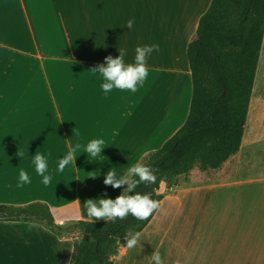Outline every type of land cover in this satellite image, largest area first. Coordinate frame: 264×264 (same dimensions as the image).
Here are the masks:
<instances>
[{"label": "crops", "instance_id": "1", "mask_svg": "<svg viewBox=\"0 0 264 264\" xmlns=\"http://www.w3.org/2000/svg\"><path fill=\"white\" fill-rule=\"evenodd\" d=\"M141 5L133 0L98 3L92 28V53L60 58L59 65L50 75V87L47 85L48 99L0 97V106L8 105V101L19 102L26 112L28 107L44 109L38 105L46 103L49 108L48 113L39 111L22 119L14 112L0 115V130L12 138L13 152L28 154L19 162L12 163V194L11 197L0 198V204L44 202L54 223L60 227L59 233H54L40 221L0 219V264H69L73 243L78 236L64 233L63 228L71 224L79 234L74 223L89 221L84 200L115 199L123 190L103 183L107 170L115 169L118 176L124 174L131 165L160 148L185 120L191 97L186 48L194 39L198 19L207 6L200 15L193 13L191 17L186 13L172 25L175 26L172 34L175 35L176 31L184 34L185 43L169 50L161 46L158 52L153 51L147 58L149 72L156 74L149 73L143 86L150 84L160 89L158 98L163 103L156 105V110L128 112L132 99L128 90L114 88L104 93L102 77L90 71L98 64H104L106 56H118L120 49L127 52L125 62H133L135 48L149 43V36H146L142 25L138 24L139 29L135 31V27L128 29L126 26L128 20L134 22L140 17L136 13L141 15ZM20 8L21 0H0V72L11 67V60L18 58L19 62L21 58L20 37L13 34L9 43L5 41L6 9L8 12L12 10L14 20ZM126 9L130 18L124 13ZM91 79L93 99L83 101L87 107L82 114L75 115L73 95L76 90L71 87L79 82V92L86 98ZM135 97L142 100L140 92ZM35 101L43 103L29 105ZM92 139L105 141L100 156L95 159L83 153ZM52 140L60 142L56 159L46 155L52 152L50 146L41 148ZM245 141L244 129L238 151L220 167L201 170L198 166L194 169L195 166L188 172L187 185L173 186L179 190L162 195L159 207L138 232L140 243L131 249L126 245L120 246L112 257V264H154L151 259L154 252H159L163 264H264V140L251 146H244ZM77 143L81 149L76 152L74 166L68 165L63 172L57 171L59 159ZM37 152L43 154L48 162L47 174L52 176L48 186L42 183V177L36 173L32 163ZM21 168L28 173L31 182L18 187ZM95 169L98 171L94 172ZM186 209L187 232L181 231V223H175ZM31 221L39 227L29 231L27 223ZM154 236L157 237V245L149 254V238Z\"/></svg>", "mask_w": 264, "mask_h": 264}, {"label": "trees", "instance_id": "2", "mask_svg": "<svg viewBox=\"0 0 264 264\" xmlns=\"http://www.w3.org/2000/svg\"><path fill=\"white\" fill-rule=\"evenodd\" d=\"M264 37V0H210L200 15L195 37L186 48L191 74V97L181 126L144 157L156 176L136 191L159 202L162 183L222 165L241 145ZM155 211V210H154ZM153 211V213H154ZM129 215L113 221L78 220L80 236L73 243L69 264H112L124 235L138 233L148 223ZM0 219L36 220L59 233L46 203L0 204Z\"/></svg>", "mask_w": 264, "mask_h": 264}, {"label": "rangeland", "instance_id": "3", "mask_svg": "<svg viewBox=\"0 0 264 264\" xmlns=\"http://www.w3.org/2000/svg\"><path fill=\"white\" fill-rule=\"evenodd\" d=\"M114 1V0H21V8L19 14H15L12 18V10L7 13L5 41L9 43L12 40V35L20 37V61L18 58L11 60V67H7L4 72H0V97H40L46 98L49 96L48 87H50V75L59 65L61 57H70L77 55L91 54L92 51V28L94 24V12L99 2ZM140 2L141 15L136 13L139 18H135L133 22L134 31L139 25L145 30L146 36H149L147 45L158 44L159 47H164L169 50L170 47H180L185 43L184 34H172L176 24L182 17L188 13L191 17L200 15L207 6L209 0H133ZM146 10V11H145ZM137 10H135L136 12ZM128 15V9L124 11ZM9 17V18H8ZM130 18V17H129ZM192 19V18H191ZM190 19V20H191ZM140 21L139 23L137 22ZM190 31H193L191 26ZM135 33V32H134ZM182 33V30H181ZM178 34V35H177ZM170 42V43H169ZM5 43V44H6ZM8 45V44H6ZM182 54L184 52L182 51ZM10 69V70H9ZM150 75H155L156 72L150 71ZM79 82L75 83L72 90H76L73 99L76 100L75 115L82 114L83 109L87 107L84 103L86 99H93V84L92 79L88 82L89 96H85L79 92L81 89L78 86ZM69 89V88H68ZM158 88L142 86L141 91H136L131 94V100L128 104V112L135 114L136 111L144 113L147 110H156V105L163 103L159 95ZM140 92L142 100L136 98V93ZM135 97V99H134ZM48 99V98H46ZM79 99H83L80 101ZM148 100V101H147ZM153 101V104L150 103ZM160 100V102H159ZM84 101V102H83ZM43 102H29V105H38ZM8 105L0 106V115L14 112L20 119L22 117L33 116L39 111L49 112L47 103L39 106L44 109L29 108L26 112L25 108H21L22 103H13L8 101ZM11 111V112H10ZM26 112V114H25ZM88 112V111H87ZM25 114V115H24ZM246 141L244 146H251L264 140V37L261 45L260 57L257 65L254 86L249 103V113L247 114L245 124ZM64 141V139L60 138ZM47 145L41 147H51L52 152L46 155L57 158V146L60 142L55 140L45 143ZM28 155V154H25ZM77 155V154H76ZM260 159V158H258ZM20 157L12 150V138L4 135V130H0V198L11 197V181L12 173L11 166L14 162H19ZM196 166L194 169H197ZM94 172L98 169L93 170ZM103 171V170H99ZM182 174L167 183H162L158 192L163 196L172 194L179 189L173 186L187 185L188 175ZM126 187V185L124 186ZM199 209V205H198ZM175 223H181V231L187 232L188 214L186 212L177 217ZM11 224V223H5ZM199 224V223H198ZM197 224V225H198ZM176 225V224H173ZM64 233L72 235V237L80 236L77 230H73L71 224L63 228ZM76 239V240H77ZM151 241L148 246V253L151 254L153 248L157 245V237L149 238Z\"/></svg>", "mask_w": 264, "mask_h": 264}, {"label": "clouds", "instance_id": "4", "mask_svg": "<svg viewBox=\"0 0 264 264\" xmlns=\"http://www.w3.org/2000/svg\"><path fill=\"white\" fill-rule=\"evenodd\" d=\"M126 26L128 29H131L133 20H128ZM159 50L160 47L158 44L137 46L135 48L134 61L126 63L124 57L127 55V52L125 49H120L118 56L115 58L111 55L106 56L104 58V64H98L90 71L102 77L104 82L101 84V87L104 93H108L114 88L135 93L138 87L143 86L149 75L147 58L153 51L158 52ZM75 134L78 136L79 132L76 131ZM104 144L105 141L103 139H92L84 147L83 153L95 159L100 156ZM80 149L81 145L79 143L71 147L67 154L59 159L57 171L63 172L66 166H74L76 152ZM16 155L21 159L25 153L23 151H17ZM32 163L35 166L36 173L42 177V183L48 186L52 181V176L47 174L48 162L46 157L37 152L33 156ZM86 177L95 178L96 176ZM155 181L156 176L154 170L143 160L134 163L124 174L119 176L115 169L109 168L104 176L103 183L112 188H122L123 190L115 199H85L84 208L87 211L89 221L94 223L95 218V221L104 220L115 222L117 218L124 220L129 215L138 220L147 219L159 207V204L157 201L151 199L150 193H141L136 190L141 184L147 186L155 183ZM30 182L28 173L21 168L19 170V183L17 186L22 187L24 184ZM125 185L126 187H124ZM36 227H39V225L35 221L27 223V229L29 231ZM123 238L126 241L125 245L128 249L134 248L140 243V234L133 233L131 230L126 232ZM151 259L154 261V264H163L159 252L152 253Z\"/></svg>", "mask_w": 264, "mask_h": 264}]
</instances>
